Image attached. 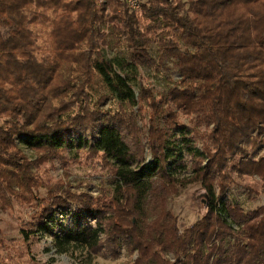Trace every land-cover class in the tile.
<instances>
[{"label":"trees","instance_id":"16d2710c","mask_svg":"<svg viewBox=\"0 0 264 264\" xmlns=\"http://www.w3.org/2000/svg\"><path fill=\"white\" fill-rule=\"evenodd\" d=\"M103 47L125 49L124 59ZM137 68L163 75L167 89L135 93ZM73 131L90 133L75 152L107 168L113 187L94 197L53 186L25 239L41 231L60 253L123 246L137 251L131 264H264V205L226 199L233 169L264 194V154L252 157L264 148V0H138L135 10L125 0H0V196L32 201V169L64 160ZM190 184L204 211L180 230L167 198Z\"/></svg>","mask_w":264,"mask_h":264},{"label":"rangeland","instance_id":"374dc122","mask_svg":"<svg viewBox=\"0 0 264 264\" xmlns=\"http://www.w3.org/2000/svg\"><path fill=\"white\" fill-rule=\"evenodd\" d=\"M124 52L125 49L118 50L110 47L101 49V54L108 60H123ZM164 72L173 80L178 78L171 64H167ZM134 73L138 76V80L132 79L131 82L135 93L140 91V85L151 89L154 93H160L167 89V82L161 74H155L144 68L132 70L130 76L132 77ZM108 105L109 102L106 101L101 108H106ZM149 111L148 103L144 101L137 113L138 124L145 132V136L149 126ZM182 122L191 126L188 119H182ZM179 135L180 131L176 133L175 138L180 137ZM90 136L89 132L76 133L73 131L65 134V137L73 145L61 154L64 160L56 155L41 163L37 170L32 169L39 182L38 189L32 193V201L26 202L25 199L21 201L15 197L7 196V194L4 197L0 196V264H131L136 259L137 251L130 252L123 246L119 248L117 255L103 249L96 253H90L88 250L74 247L65 253H60L52 245L50 235L40 231L30 234L25 239V235L22 233V230H37V224L32 219V214L35 211L34 205L36 202L40 206L44 204L48 189L59 183H65L73 192L87 191L94 197L101 191L112 189L113 179L108 169L104 168L96 159L87 157L85 152H75L77 140ZM20 147L26 157L31 160L36 159V155L31 149L25 145H20ZM263 154L264 148L259 147L253 152L252 157L258 158ZM146 161H150L149 155H146ZM185 162L187 166L183 175H189L191 169L187 156H185ZM236 166L237 161L231 164L232 168H236ZM231 174L235 185L228 191L226 198L228 201L240 204L245 211L264 205V194L261 191V182L257 177L247 175L239 177L234 173V169L231 170ZM199 188V184L179 185L178 194L167 198L166 205L172 215L177 218L180 230L193 225L203 214V204L200 196L198 197ZM56 216L61 218L60 214ZM168 258L173 260L171 255Z\"/></svg>","mask_w":264,"mask_h":264},{"label":"built area","instance_id":"2783aa9c","mask_svg":"<svg viewBox=\"0 0 264 264\" xmlns=\"http://www.w3.org/2000/svg\"><path fill=\"white\" fill-rule=\"evenodd\" d=\"M126 3L128 4V6L131 8V9H137L138 8V0H125Z\"/></svg>","mask_w":264,"mask_h":264}]
</instances>
